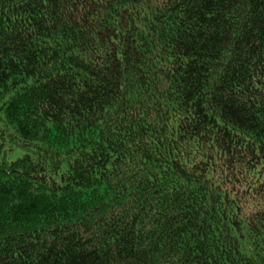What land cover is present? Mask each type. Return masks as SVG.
Returning a JSON list of instances; mask_svg holds the SVG:
<instances>
[{
  "label": "trees",
  "instance_id": "1",
  "mask_svg": "<svg viewBox=\"0 0 264 264\" xmlns=\"http://www.w3.org/2000/svg\"><path fill=\"white\" fill-rule=\"evenodd\" d=\"M0 264H264V0H0Z\"/></svg>",
  "mask_w": 264,
  "mask_h": 264
},
{
  "label": "rangeland",
  "instance_id": "2",
  "mask_svg": "<svg viewBox=\"0 0 264 264\" xmlns=\"http://www.w3.org/2000/svg\"><path fill=\"white\" fill-rule=\"evenodd\" d=\"M16 157L12 154L11 156H10V160H14Z\"/></svg>",
  "mask_w": 264,
  "mask_h": 264
}]
</instances>
